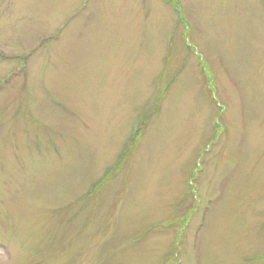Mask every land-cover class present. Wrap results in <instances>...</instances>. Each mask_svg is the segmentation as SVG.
Here are the masks:
<instances>
[{"label":"rangeland","instance_id":"1","mask_svg":"<svg viewBox=\"0 0 264 264\" xmlns=\"http://www.w3.org/2000/svg\"><path fill=\"white\" fill-rule=\"evenodd\" d=\"M0 264H264V0H0Z\"/></svg>","mask_w":264,"mask_h":264}]
</instances>
